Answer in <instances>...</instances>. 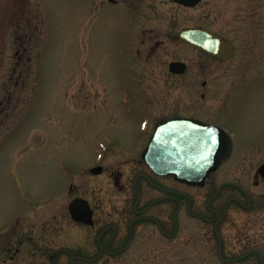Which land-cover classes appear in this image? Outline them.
Returning <instances> with one entry per match:
<instances>
[{
	"label": "rangeland",
	"instance_id": "374dc122",
	"mask_svg": "<svg viewBox=\"0 0 264 264\" xmlns=\"http://www.w3.org/2000/svg\"><path fill=\"white\" fill-rule=\"evenodd\" d=\"M117 2L0 0V264H69L68 253L91 254L90 230L75 226L67 210L72 170L66 166L63 179L60 163L77 156L83 163L89 153L81 138L72 142V134L113 133V120L120 124L151 114L143 104L159 119L212 111L234 132L238 147L264 131V0H238L237 7L231 0H201L194 7L168 0ZM234 8L245 15L252 11L260 37L249 52L229 61L168 34L200 25L230 34ZM173 60L186 63L184 73L169 71ZM62 183L65 190L55 192ZM19 210L30 235L19 232L42 244L45 254L32 255L35 249L25 241L17 260L3 263L11 252L6 247L19 246L8 223ZM40 214L50 224L42 236L29 229L39 228ZM199 228L197 220L184 222L170 243L171 256L160 250L166 240L142 233L141 245L145 237L157 244L107 264H199ZM61 249L66 251L57 261H49L48 254Z\"/></svg>",
	"mask_w": 264,
	"mask_h": 264
},
{
	"label": "flooded vegetation",
	"instance_id": "af4514ba",
	"mask_svg": "<svg viewBox=\"0 0 264 264\" xmlns=\"http://www.w3.org/2000/svg\"><path fill=\"white\" fill-rule=\"evenodd\" d=\"M223 1L220 0V3L223 4ZM108 2L118 4L117 0ZM231 4L237 7L238 0H231ZM250 5L249 9H253V4ZM197 27L214 31L232 43L231 55L227 59H220L199 49L220 62L249 52L254 41L260 37L259 34L255 35L259 31L254 28L251 10H247L245 15L233 9L230 34L205 25ZM235 63L237 66L239 59ZM205 85L206 82L202 81L201 86ZM204 95L201 94L202 97ZM143 106L151 114L141 115L131 121L122 120L120 124L113 120L110 125H115L114 128L117 129L113 133L103 132L94 136L89 131L71 136L72 142L76 143L81 138V143L88 147L89 153L83 163H79L78 156L70 164L60 163L63 179L68 177L66 166H70L72 170L71 184L67 188L70 197L67 210L74 199L85 203L90 214V223L74 220L69 210L68 214L75 226L90 230L91 238L86 243L92 249L88 255L79 251L68 253V263L107 264L106 260L127 256L131 251H137L138 254L144 250L149 251L148 245L154 246L157 242H148L149 237H145V243L141 245L143 238L140 234L148 231L151 232V237L157 234L156 240H153L158 241L160 236L167 241L166 249L160 250L162 255L171 256L174 248L170 243L179 235L182 224L193 219L200 224L199 264H264V131L255 135L248 144L246 142L245 146L238 147L234 132L219 122L211 114L212 111L204 109L208 114L197 117L174 113L159 119L147 104ZM219 108V104L216 105L214 112ZM175 117L193 118L213 124L228 135V154L208 173L201 184L193 185L176 179L173 175L158 173L143 156L158 125ZM120 129L122 130L119 131ZM79 173L83 176L81 183ZM64 190L62 183L55 192L61 193ZM79 207V204L75 207V214L81 213L82 209ZM23 211L19 210L8 218L10 235L19 236V246L6 247L5 250L11 252L8 260L4 259L3 263L17 260L25 241L32 243L35 249L32 255H37V250L41 256L45 254L42 244L38 246L33 238L22 236L19 232L25 231V235H30L26 234L25 227L28 220H21ZM39 217V228L32 226L29 229H39L42 236V230L50 227V224L42 220V214ZM20 224L22 227H19ZM55 226L58 228L57 224ZM62 251L66 249L48 254L49 261H57Z\"/></svg>",
	"mask_w": 264,
	"mask_h": 264
},
{
	"label": "water",
	"instance_id": "95a60500",
	"mask_svg": "<svg viewBox=\"0 0 264 264\" xmlns=\"http://www.w3.org/2000/svg\"><path fill=\"white\" fill-rule=\"evenodd\" d=\"M175 1L193 7L200 0ZM168 34L220 59L231 55L232 43L209 29L186 27ZM185 68L186 64L179 60L168 64L169 71L176 74L183 73ZM229 145L228 135L221 128L193 118L175 117L158 126L143 156L156 172L198 185L228 154ZM78 204L82 210L75 214ZM68 210L74 220L90 223V214L82 201L72 200Z\"/></svg>",
	"mask_w": 264,
	"mask_h": 264
}]
</instances>
